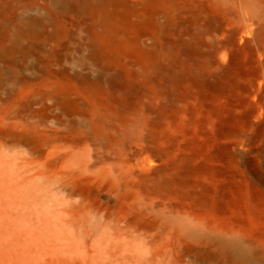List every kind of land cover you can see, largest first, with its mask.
Listing matches in <instances>:
<instances>
[{
    "label": "rangeland",
    "instance_id": "374dc122",
    "mask_svg": "<svg viewBox=\"0 0 264 264\" xmlns=\"http://www.w3.org/2000/svg\"><path fill=\"white\" fill-rule=\"evenodd\" d=\"M0 264H264V0H0Z\"/></svg>",
    "mask_w": 264,
    "mask_h": 264
}]
</instances>
